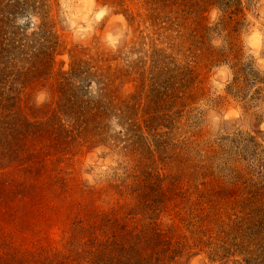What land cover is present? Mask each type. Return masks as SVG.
<instances>
[{
    "label": "rangeland",
    "instance_id": "rangeland-1",
    "mask_svg": "<svg viewBox=\"0 0 264 264\" xmlns=\"http://www.w3.org/2000/svg\"><path fill=\"white\" fill-rule=\"evenodd\" d=\"M0 264H264V0H0Z\"/></svg>",
    "mask_w": 264,
    "mask_h": 264
}]
</instances>
